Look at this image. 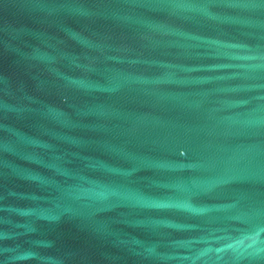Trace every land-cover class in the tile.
<instances>
[{
  "label": "water",
  "instance_id": "obj_1",
  "mask_svg": "<svg viewBox=\"0 0 264 264\" xmlns=\"http://www.w3.org/2000/svg\"><path fill=\"white\" fill-rule=\"evenodd\" d=\"M0 264H264V0H0Z\"/></svg>",
  "mask_w": 264,
  "mask_h": 264
}]
</instances>
